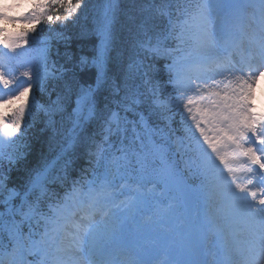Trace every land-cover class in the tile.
<instances>
[{
	"label": "snow or ice",
	"instance_id": "obj_1",
	"mask_svg": "<svg viewBox=\"0 0 264 264\" xmlns=\"http://www.w3.org/2000/svg\"><path fill=\"white\" fill-rule=\"evenodd\" d=\"M121 3L88 56L87 0H0V264H264V0Z\"/></svg>",
	"mask_w": 264,
	"mask_h": 264
},
{
	"label": "trees",
	"instance_id": "obj_2",
	"mask_svg": "<svg viewBox=\"0 0 264 264\" xmlns=\"http://www.w3.org/2000/svg\"><path fill=\"white\" fill-rule=\"evenodd\" d=\"M104 0H87V9L84 11V14L81 16L80 23L77 26H73L69 24L66 28L61 29L59 24L43 25L44 31L41 34L42 36L49 35V27L56 29L57 31H64L66 35L71 37L69 51L76 54H83L91 56L93 54V49L95 44L98 42L97 37L93 34V29L96 27V23L100 19V16L103 12ZM125 0H122L121 7H125ZM123 20V17H120V21ZM7 26L11 31L13 30V25ZM81 26H83L88 34L85 36H80L79 33L81 31ZM23 27L22 24L15 25L16 29ZM39 27V26H38ZM116 35H117V43L119 44L121 39L123 38V32L121 30V23L117 22L115 25ZM55 48H58L61 53L60 62H63L62 54L65 51V46L63 43L56 44ZM115 55V53H113ZM127 53H125V58ZM164 61H158L157 67H163ZM54 98V97H53ZM37 99H40V94H37ZM27 132V140L29 142L30 148L27 152L26 158L22 161L17 168L21 169V171H13L11 176L12 179L15 180L18 175H23V169L25 167H33L36 166L40 161H42L45 157L49 159L54 155V153L49 151L48 139L52 136L51 130H46L44 128V124L40 117H36L33 121L30 122V126L26 130ZM83 165L82 159H76L73 167L78 168Z\"/></svg>",
	"mask_w": 264,
	"mask_h": 264
},
{
	"label": "rangeland",
	"instance_id": "obj_3",
	"mask_svg": "<svg viewBox=\"0 0 264 264\" xmlns=\"http://www.w3.org/2000/svg\"><path fill=\"white\" fill-rule=\"evenodd\" d=\"M6 2H7V3H11L12 0H6ZM28 7H29V5H28L27 3H25L22 7L19 8V9H20V12H24ZM20 12H19V13H20ZM258 83H262V84L260 85V88L258 89V91L254 93L255 96H254V98L252 99L251 102H253V100H254L256 97L259 96L260 99H262V97H263V100H262V101H263V105H264V82L261 81V82H258Z\"/></svg>",
	"mask_w": 264,
	"mask_h": 264
}]
</instances>
